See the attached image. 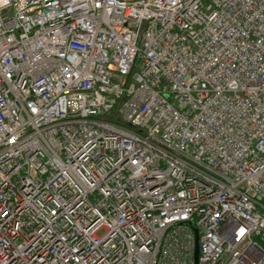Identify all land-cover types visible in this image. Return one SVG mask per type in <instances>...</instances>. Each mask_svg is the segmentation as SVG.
<instances>
[{
	"label": "built area",
	"instance_id": "2783aa9c",
	"mask_svg": "<svg viewBox=\"0 0 264 264\" xmlns=\"http://www.w3.org/2000/svg\"><path fill=\"white\" fill-rule=\"evenodd\" d=\"M196 243L264 264V0H0V264Z\"/></svg>",
	"mask_w": 264,
	"mask_h": 264
},
{
	"label": "water",
	"instance_id": "95a60500",
	"mask_svg": "<svg viewBox=\"0 0 264 264\" xmlns=\"http://www.w3.org/2000/svg\"><path fill=\"white\" fill-rule=\"evenodd\" d=\"M185 224L192 226L191 221H187V222H185ZM194 232H195V239L197 241V233H196L195 229H194ZM197 254H198V248H197V243H196L195 250H194V264H197Z\"/></svg>",
	"mask_w": 264,
	"mask_h": 264
}]
</instances>
